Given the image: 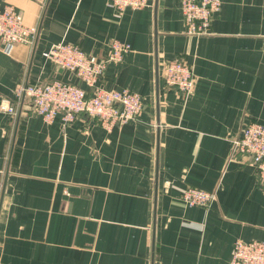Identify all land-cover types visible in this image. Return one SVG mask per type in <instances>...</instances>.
Returning a JSON list of instances; mask_svg holds the SVG:
<instances>
[{
    "label": "crops",
    "instance_id": "1",
    "mask_svg": "<svg viewBox=\"0 0 264 264\" xmlns=\"http://www.w3.org/2000/svg\"><path fill=\"white\" fill-rule=\"evenodd\" d=\"M41 1L0 0L38 27L11 54L0 43V100L19 83L87 88L43 52L65 41L105 58L118 39L130 50L99 82L143 107L111 130L85 114L48 122L27 99L0 112V264H230L236 240L264 241V188L232 142L264 124V0H221L202 35L187 33L180 0L119 15L106 0ZM174 58L195 74L190 94L165 83ZM189 186L216 197L186 205Z\"/></svg>",
    "mask_w": 264,
    "mask_h": 264
},
{
    "label": "built area",
    "instance_id": "2",
    "mask_svg": "<svg viewBox=\"0 0 264 264\" xmlns=\"http://www.w3.org/2000/svg\"><path fill=\"white\" fill-rule=\"evenodd\" d=\"M117 15L127 8L140 9L150 5V0H106ZM42 3L45 0L41 1ZM186 31L191 35L206 34L211 21L219 11L221 0H180ZM38 32L36 25H27L22 13L13 5L0 8V43L6 54H11L19 42L33 44ZM130 50V45L118 39L111 41L107 57L100 58L88 53L78 44L57 42L43 52L62 69L69 70L79 83L53 79L47 83L17 84L14 98L0 100V112L14 115L18 104L27 99L34 111L48 122L58 113L69 123L81 114L95 117L106 129L111 130L140 115L143 107L141 96L128 88L107 89L99 82L109 62H120ZM167 86L190 94L195 85V74L191 66L181 58L167 61L164 68ZM233 155L250 158L257 171L259 184L264 188V124L249 122L232 139ZM3 181L0 178V195ZM216 197L215 192L193 186L187 187L182 200L189 206L209 207ZM230 264H264V241L236 240Z\"/></svg>",
    "mask_w": 264,
    "mask_h": 264
},
{
    "label": "water",
    "instance_id": "3",
    "mask_svg": "<svg viewBox=\"0 0 264 264\" xmlns=\"http://www.w3.org/2000/svg\"><path fill=\"white\" fill-rule=\"evenodd\" d=\"M157 1L155 0V14H156V10H157ZM157 66H156V78H157V90H158V79H159V72H158V61L156 62ZM159 103V98L157 97V104ZM154 259V256L152 258V260Z\"/></svg>",
    "mask_w": 264,
    "mask_h": 264
}]
</instances>
